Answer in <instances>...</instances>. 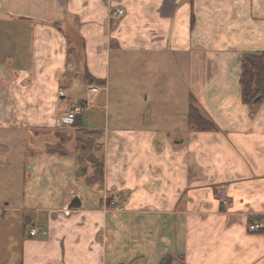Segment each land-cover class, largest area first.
<instances>
[{
  "label": "crops",
  "instance_id": "1",
  "mask_svg": "<svg viewBox=\"0 0 264 264\" xmlns=\"http://www.w3.org/2000/svg\"><path fill=\"white\" fill-rule=\"evenodd\" d=\"M259 52L264 0H0V264H264ZM191 96L218 130L189 128ZM68 101L105 110L83 115L101 182Z\"/></svg>",
  "mask_w": 264,
  "mask_h": 264
},
{
  "label": "trees",
  "instance_id": "2",
  "mask_svg": "<svg viewBox=\"0 0 264 264\" xmlns=\"http://www.w3.org/2000/svg\"><path fill=\"white\" fill-rule=\"evenodd\" d=\"M70 52V56H71ZM81 57L75 58V64H79ZM70 59V63L73 62ZM80 61V62H79ZM71 75L69 73L68 77ZM85 77L88 82L93 83V78L85 73ZM241 95L245 104L250 107H254L258 103V97L264 95V53L246 54L241 60V75H240ZM251 108V109H252ZM188 126L191 130L196 131H216L218 126L216 123L206 116L196 103L193 96L190 97V103L187 115ZM75 128L82 130L84 126L83 115H79L75 118L72 124ZM98 136L95 133H91L87 138H78V145L89 153L88 161L91 162L94 168L92 175V182L98 183L103 179L104 165L102 158L95 157V152L100 148V144L97 142Z\"/></svg>",
  "mask_w": 264,
  "mask_h": 264
},
{
  "label": "built area",
  "instance_id": "3",
  "mask_svg": "<svg viewBox=\"0 0 264 264\" xmlns=\"http://www.w3.org/2000/svg\"><path fill=\"white\" fill-rule=\"evenodd\" d=\"M123 15H124V9H122V8H119L117 10L112 11V17L114 19L115 18L118 19V18H120ZM90 90L93 91V92L98 91V89L96 87H92ZM60 95L63 96L64 92L60 91ZM86 109H87V104L86 103L72 104V107L69 110V112H65V114L62 115V117L57 120L58 126H62L64 124H73L75 118L77 116H79V115H84ZM262 228H264L263 222H254L249 227V229L252 230V231L259 230V229H262ZM29 233H30L31 236H37L40 233H42L43 235H47V231H45V230L40 231L36 227L31 228Z\"/></svg>",
  "mask_w": 264,
  "mask_h": 264
},
{
  "label": "rangeland",
  "instance_id": "4",
  "mask_svg": "<svg viewBox=\"0 0 264 264\" xmlns=\"http://www.w3.org/2000/svg\"><path fill=\"white\" fill-rule=\"evenodd\" d=\"M259 53H264V52H259ZM255 54H257V53H255ZM80 59V61L82 62V60H83V58L81 57V58H79ZM79 61V62H80ZM80 68V67H79ZM73 76H74V72H72L71 73V75L68 77V79H73ZM67 78V77H66ZM63 89V88H62ZM63 96H65V95H63ZM69 102V101H68ZM264 104V95H262V96H260V97H258V103H257V105L256 106H254L253 108L252 107H250V108H252L251 110H252V112H255V111H257L262 105ZM71 107H72V102H69L68 103V106H67V110H66V112H69V110L71 109ZM150 107H152L154 110L156 109L157 110V105H152V106H150ZM99 112V111H102L103 113L102 114H104L105 113V110H101V109H96V108H93V109H91L90 111H85V113L87 114L86 115V117H88V116H90V115H92L94 112ZM65 114V113H64ZM63 114V115H64ZM75 130H76V134H77V136H78V138H87V135H90L91 133H93V132H91V130H87L86 129V127H84L83 128V132H82V130H79V129H77V128H75ZM100 147H101V145H100ZM96 153V152H95ZM81 156H82V160H84L85 161V164H92L91 162H88V161H92V160H88L89 158V153H86L85 151H81ZM95 157H97V158H100V156H98L97 155V153L95 154ZM94 161V160H93ZM92 161V162H93ZM88 162V163H87ZM15 189H17V186L16 185H0V197H3L4 195H8V192H13ZM263 219H264V217H260V218H255V219H253L254 221H263ZM263 226H264V224H263ZM264 228H262L261 230H263Z\"/></svg>",
  "mask_w": 264,
  "mask_h": 264
},
{
  "label": "water",
  "instance_id": "5",
  "mask_svg": "<svg viewBox=\"0 0 264 264\" xmlns=\"http://www.w3.org/2000/svg\"><path fill=\"white\" fill-rule=\"evenodd\" d=\"M81 205H82L81 200L78 197H75L71 200L70 204L68 205V209L69 210L76 209L81 207Z\"/></svg>",
  "mask_w": 264,
  "mask_h": 264
}]
</instances>
